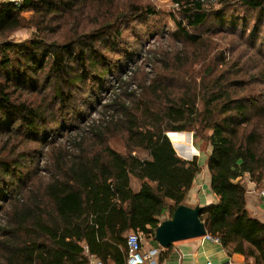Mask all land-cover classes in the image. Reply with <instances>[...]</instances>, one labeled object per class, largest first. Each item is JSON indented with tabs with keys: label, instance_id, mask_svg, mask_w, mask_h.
I'll return each instance as SVG.
<instances>
[{
	"label": "trees",
	"instance_id": "1",
	"mask_svg": "<svg viewBox=\"0 0 264 264\" xmlns=\"http://www.w3.org/2000/svg\"><path fill=\"white\" fill-rule=\"evenodd\" d=\"M94 1L25 0L21 9L0 3V136L48 148L44 175L35 172L32 184L22 181L21 170L40 153L28 156L22 150L0 157V203L6 204L0 205V264H89L90 255L123 264L124 235L154 234L160 218L166 212L171 218L184 203L201 172L198 157L188 161L175 152L186 157L195 152L190 136L180 132H194V141L203 135L210 149L211 191L219 202L200 215L208 236L224 246L233 244L253 264H264V223L249 216L242 185L246 175L257 185L264 176V89H247L250 80L264 87V48L253 38L264 41V31H257L264 25V0H173L182 20L176 21L172 39L184 47L148 54L153 78L144 76L133 90L128 80L137 71L121 78L103 118L77 126L66 121L76 99L72 90L111 70L100 47L111 51L123 25L155 14L130 5L128 13L115 16L110 6L92 20L83 11ZM214 3L223 10L240 4L261 16L248 36L222 31L256 55L247 79L239 62L214 57L211 35L194 33L205 25ZM28 8L33 15L26 19L21 12ZM69 17L76 20L72 37L63 44L52 41L48 34L55 26L48 24ZM85 22L95 26L79 32ZM30 27L36 30L32 39L11 41ZM246 55L243 51L240 59ZM194 63L204 68L202 74L192 71ZM33 92L42 95L41 103L16 101ZM49 125L58 135H68L63 143L39 136ZM116 137L124 152L112 147ZM133 148L145 156L135 157ZM131 178L140 181L138 192Z\"/></svg>",
	"mask_w": 264,
	"mask_h": 264
},
{
	"label": "rangeland",
	"instance_id": "2",
	"mask_svg": "<svg viewBox=\"0 0 264 264\" xmlns=\"http://www.w3.org/2000/svg\"><path fill=\"white\" fill-rule=\"evenodd\" d=\"M130 5H136L138 7H142L143 9L148 7L152 8L155 11V14L136 21H130L129 23L123 25L121 28V37L112 43L114 45H112L111 51H104L103 47H100L98 44L102 55L104 53L107 57L109 68H111V70L103 79L90 78V81H86L85 86L78 88L77 91V88L72 90V94L76 96V99L74 100L69 112L70 118L66 120L68 124L83 126L85 121L102 119L104 106L110 104L113 98L112 89L113 87L115 89V86H118L119 89V86H121L120 81L122 79L130 78V76L133 75L132 73L136 70V76L134 75L128 80L133 84L130 86V89L133 90L137 89L140 80L144 76L153 78V73L150 70V67L146 65L148 54L162 55L166 51L171 52L180 47H184V45L172 39V34L177 31L176 21L182 20L179 12L180 8L173 0H97L93 3L91 2L83 13L85 15L88 14L92 20H95L96 18H99L101 14L105 13V8L109 9V7L112 6L113 15L117 16L121 15V13H128ZM211 8V12L205 25L200 27L194 33L201 34L203 37L211 35L213 40L212 44L209 45L214 48V57H221L223 55L227 62L235 64L239 62L238 67L247 71L243 72L242 70V76L247 79L251 72L254 71V62L257 61L255 60L256 55L254 52L248 51L246 46L243 45L237 37L222 33V31L234 30L236 33H245L246 36H248L252 30H255L258 27L257 24H260L259 20H261V16L258 13L248 11L240 4H234L230 8H227V10H223L218 4L214 3L211 5ZM31 16H27L28 19L31 18ZM261 21L264 23V19ZM75 22V19L69 17L67 19H62L56 24L49 23L48 25L51 26L50 28H53L54 26L55 28H53L54 30L48 34V37L52 41H57L61 44L68 42L72 37L73 30L76 28ZM100 22H103V19H100ZM46 26L42 27V29ZM94 26L95 23H82V26L79 28V32L90 31ZM261 26L262 27L257 28V31L260 32V34L264 31V25L261 24ZM212 30L216 33L211 34ZM35 32L36 30L32 27L22 29L11 37V41L14 43H23L32 39V37L35 36ZM43 35L46 36L47 33ZM253 38L257 45L262 44L264 48V41H260L255 37ZM188 49L189 51L193 50L192 47H188ZM243 51H245L247 55L243 57V59H240ZM245 63L246 65H244ZM193 66V72L196 74L203 73L204 68H202V70L197 63H194ZM129 72H131V74H129ZM246 73L249 75L246 76ZM97 75L101 76L99 72H97ZM250 81V86L247 89H264V87L256 83V81ZM40 87L41 85H38V89ZM35 94L38 93L35 92ZM35 94L31 97L26 94L18 95L16 101L25 103H31V101L32 103H41L43 101L41 97L42 95L37 96ZM41 113H43L44 116L48 115V113L43 110ZM55 129H57L56 126L49 125L44 131L39 133V136L42 138L46 137L48 139V143H51V141H54L55 139L59 142L61 141L60 143H63L68 135L66 133L58 135L57 132H55ZM181 134L190 136V144L192 139V145L196 150L200 151L201 155L198 157L199 159L204 156V152H210L207 143L203 141V135H199V138L194 141V132H184ZM195 142L196 144H194ZM111 145L118 151H125L123 142L117 137L111 141ZM192 145L191 148H193ZM194 148L193 150L195 151ZM22 150L26 151L28 156H30L33 152L41 154L34 160L33 164H29V162L25 163H28L27 165L23 164L21 170V176L23 177L22 181L32 184V180L34 181L35 179V172L40 173V175H44L46 166L45 155L48 154V148H46V146L43 147L39 143H21L8 136H0V157L4 154H12V151L18 152ZM10 193L12 192H9L8 195ZM0 205H2L3 208L6 206L3 202H1ZM1 213L2 210L0 211V214Z\"/></svg>",
	"mask_w": 264,
	"mask_h": 264
},
{
	"label": "crops",
	"instance_id": "3",
	"mask_svg": "<svg viewBox=\"0 0 264 264\" xmlns=\"http://www.w3.org/2000/svg\"><path fill=\"white\" fill-rule=\"evenodd\" d=\"M1 2L2 0H0V3ZM21 15L28 19L27 16L33 15V10L29 8L25 9L23 12H21ZM192 147L194 148L193 145ZM174 150L179 157L188 161L192 160L194 157H199L201 155L200 151L196 149V153L191 155V157L179 155L175 148ZM132 154L135 157L143 158L145 156V151L139 148H133ZM207 156L208 153L204 152V156L200 159L198 158V161L201 165V172L197 175L192 188L190 189L187 198L184 201V203L188 205H199L200 207L204 208L207 206L215 205L219 202V198L211 191V175L207 165ZM130 184L135 192H138L141 188L140 181L135 178H131ZM242 185L246 190V208L249 216L264 223V200L259 196L261 184L257 185L254 182H251L249 176L246 175L242 179ZM169 216V212H166V214L162 218H160V223L163 220L170 219ZM130 233L135 232L126 233L124 235L125 238H127ZM137 234L141 235L142 251L144 253H148L150 251L156 252V254L149 261H147L146 264H200L206 261H211L213 264H253L254 262L253 259L247 258L246 256L235 252L233 244L224 246L220 241L215 242L205 238V236L202 238L174 242L169 247L164 248L161 247L155 240V233ZM207 235L208 234H206V236ZM88 257L89 264H93L96 261H99L102 264H115L112 259H106L105 261H102L96 256L90 255ZM126 259L127 252L126 257L123 258V264L126 263Z\"/></svg>",
	"mask_w": 264,
	"mask_h": 264
},
{
	"label": "water",
	"instance_id": "4",
	"mask_svg": "<svg viewBox=\"0 0 264 264\" xmlns=\"http://www.w3.org/2000/svg\"><path fill=\"white\" fill-rule=\"evenodd\" d=\"M166 135L169 138L168 134ZM202 210L203 207L199 205H179L170 219L163 220L158 225L155 240L161 247L166 248L174 242L206 236L205 224L200 219Z\"/></svg>",
	"mask_w": 264,
	"mask_h": 264
},
{
	"label": "built area",
	"instance_id": "5",
	"mask_svg": "<svg viewBox=\"0 0 264 264\" xmlns=\"http://www.w3.org/2000/svg\"><path fill=\"white\" fill-rule=\"evenodd\" d=\"M2 2H8L13 4L17 9H21L25 0H2ZM25 10V9H24ZM22 10V12L24 11ZM131 74V72H129ZM259 196L261 199L264 200V176L261 181V188L259 191ZM205 238L219 242V239L213 238L211 236H205ZM126 245H127V259L125 264H146L155 254V251H150L148 253H144L142 251V244H141V235L137 233H130L126 238ZM93 264H102L99 261H96ZM200 264H213L211 261H206ZM251 264V263H246Z\"/></svg>",
	"mask_w": 264,
	"mask_h": 264
}]
</instances>
